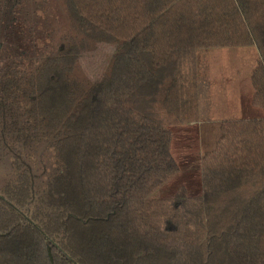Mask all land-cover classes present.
<instances>
[{
    "label": "trees",
    "instance_id": "16d2710c",
    "mask_svg": "<svg viewBox=\"0 0 264 264\" xmlns=\"http://www.w3.org/2000/svg\"><path fill=\"white\" fill-rule=\"evenodd\" d=\"M21 1L0 0V264H264V116L205 123L201 194L159 193L174 127L203 120L200 57L255 46L264 111V0Z\"/></svg>",
    "mask_w": 264,
    "mask_h": 264
},
{
    "label": "rangeland",
    "instance_id": "374dc122",
    "mask_svg": "<svg viewBox=\"0 0 264 264\" xmlns=\"http://www.w3.org/2000/svg\"><path fill=\"white\" fill-rule=\"evenodd\" d=\"M14 8H22L21 0H13ZM28 5L27 8H29ZM54 11L47 18L44 14L39 15L44 23H54L55 17L61 19L63 11L58 2L53 5ZM17 10V9H16ZM57 11V13H55ZM64 15L62 17V20ZM23 30L26 34L32 28L33 22L25 18ZM36 28V29H35ZM39 29V31H37ZM29 31L35 38H28V43L35 41L38 51H42L44 40H41V24L34 26ZM47 38V37H46ZM48 39V38H47ZM40 49V50H39ZM110 48L103 45L94 54L83 56L82 62L85 68L93 75L100 74L108 64ZM258 50L255 46L245 48H221L214 50L206 57H200L203 61L199 74V89L201 95V107L203 115L193 125H179L174 127L173 154L181 164L182 171L176 176L172 183L160 189L161 196H170L179 190L186 191L187 196L200 195L202 192L200 153L201 140L199 130L207 126L208 131L211 121L228 118H252L264 116L262 108L254 106L251 102L253 86L248 72L255 66ZM243 75L239 77V74ZM10 159L0 158V188L10 176ZM184 187V189H182Z\"/></svg>",
    "mask_w": 264,
    "mask_h": 264
}]
</instances>
